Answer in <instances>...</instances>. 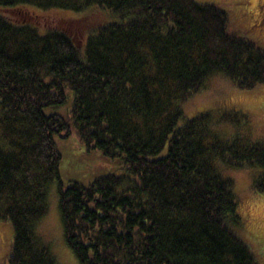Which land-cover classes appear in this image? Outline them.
<instances>
[{"label":"trees","instance_id":"1","mask_svg":"<svg viewBox=\"0 0 264 264\" xmlns=\"http://www.w3.org/2000/svg\"><path fill=\"white\" fill-rule=\"evenodd\" d=\"M264 83V49L196 0H0L3 264H60L38 224L56 182L62 242L79 264H259L233 230L229 169L264 195V137L221 133L181 103L215 74ZM66 115L44 112L66 103ZM120 158L88 184L59 176L55 138Z\"/></svg>","mask_w":264,"mask_h":264},{"label":"rangeland","instance_id":"2","mask_svg":"<svg viewBox=\"0 0 264 264\" xmlns=\"http://www.w3.org/2000/svg\"><path fill=\"white\" fill-rule=\"evenodd\" d=\"M196 1L220 7L227 14L231 30L264 49V33H260L254 25L250 0ZM253 2V7L255 4H261V0ZM70 101L69 97L66 103L48 106L43 110L46 114L66 115ZM180 105L183 117L178 124L203 112H209L215 119L238 113L242 116L238 122L218 123L222 134L236 133L249 138L264 137V83L250 89L237 88L218 73ZM55 140L61 155L59 176L64 184L70 180L88 184L99 176L123 171L124 166L120 158L109 157L99 151H85L78 145L75 136ZM251 174V171L240 168L225 172V175L233 180V191L236 194L238 220L232 227L238 236L250 245L258 263L264 264V195L248 190L252 180ZM47 204V211L38 224L39 233L50 243L60 264H79L72 251L62 242L55 181L48 186ZM12 235L11 223L0 221V264L4 263L9 251Z\"/></svg>","mask_w":264,"mask_h":264},{"label":"flooded vegetation","instance_id":"3","mask_svg":"<svg viewBox=\"0 0 264 264\" xmlns=\"http://www.w3.org/2000/svg\"><path fill=\"white\" fill-rule=\"evenodd\" d=\"M252 3V10H251V16L253 19V22H255V27L257 28L260 33H264V0H261V4H255L253 7V1L250 0Z\"/></svg>","mask_w":264,"mask_h":264}]
</instances>
